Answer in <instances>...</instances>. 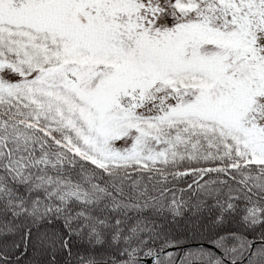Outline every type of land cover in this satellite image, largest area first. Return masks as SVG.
<instances>
[{
    "label": "snow or ice",
    "instance_id": "6c2138e0",
    "mask_svg": "<svg viewBox=\"0 0 264 264\" xmlns=\"http://www.w3.org/2000/svg\"><path fill=\"white\" fill-rule=\"evenodd\" d=\"M0 264H264V0H0Z\"/></svg>",
    "mask_w": 264,
    "mask_h": 264
}]
</instances>
